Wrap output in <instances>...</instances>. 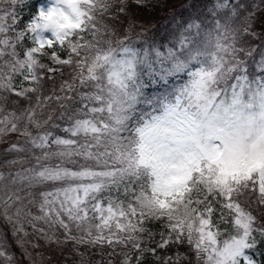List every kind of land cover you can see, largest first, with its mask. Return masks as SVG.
Here are the masks:
<instances>
[{
	"label": "snow or ice",
	"instance_id": "6c2138e0",
	"mask_svg": "<svg viewBox=\"0 0 264 264\" xmlns=\"http://www.w3.org/2000/svg\"><path fill=\"white\" fill-rule=\"evenodd\" d=\"M168 2L0 0L19 264H264V0Z\"/></svg>",
	"mask_w": 264,
	"mask_h": 264
},
{
	"label": "rangeland",
	"instance_id": "374dc122",
	"mask_svg": "<svg viewBox=\"0 0 264 264\" xmlns=\"http://www.w3.org/2000/svg\"><path fill=\"white\" fill-rule=\"evenodd\" d=\"M43 2H45V0ZM189 2H190V0H169L168 3H171L170 8L175 7L174 8L175 10L172 9V10H168L166 12L164 11V8H160L159 7V11L157 13L158 16H160V17L164 16V19L161 22L166 24V25H168V20L166 19V17L171 16L173 13H183L185 6ZM154 24H156V23H154ZM0 237H3L4 242L6 244V247H7V250L14 255V260L17 262V264H19V262L22 259V257H21V249L16 246V244L13 241L12 236L11 235L8 236L7 234H1L0 233ZM12 246H14V247H16L18 249L17 253H15L13 251V248H11ZM24 264H27V261H25Z\"/></svg>",
	"mask_w": 264,
	"mask_h": 264
},
{
	"label": "trees",
	"instance_id": "16d2710c",
	"mask_svg": "<svg viewBox=\"0 0 264 264\" xmlns=\"http://www.w3.org/2000/svg\"><path fill=\"white\" fill-rule=\"evenodd\" d=\"M31 3L33 5H37V2L31 0ZM170 5L171 3H168V6L166 8H164V11H168L170 10ZM158 11H159V7L157 8H149V9H145L143 11H138L137 12V16H138V22L139 23H147L150 32L152 34H156L157 32H159L160 34L163 33V29L167 27L166 24L162 23L161 21L164 19V16L160 17L158 16ZM29 13V8H24L23 12H22V16L26 17ZM156 23V27H151V24Z\"/></svg>",
	"mask_w": 264,
	"mask_h": 264
}]
</instances>
